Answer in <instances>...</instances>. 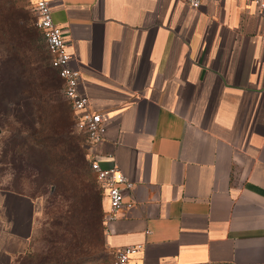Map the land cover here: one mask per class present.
Instances as JSON below:
<instances>
[{
    "label": "crops",
    "instance_id": "0c3cea01",
    "mask_svg": "<svg viewBox=\"0 0 264 264\" xmlns=\"http://www.w3.org/2000/svg\"><path fill=\"white\" fill-rule=\"evenodd\" d=\"M89 148L131 188L104 221L130 264H264V17L244 0H57ZM35 202L0 192V264L32 248ZM104 216L109 203L102 200Z\"/></svg>",
    "mask_w": 264,
    "mask_h": 264
},
{
    "label": "rangeland",
    "instance_id": "374dc122",
    "mask_svg": "<svg viewBox=\"0 0 264 264\" xmlns=\"http://www.w3.org/2000/svg\"><path fill=\"white\" fill-rule=\"evenodd\" d=\"M11 1L14 4L7 3L2 12V21L7 24L8 35L5 33V36L2 37L0 33V62L1 58L4 57L3 40L12 41L16 36L20 35L21 39H24L31 47L30 56L32 60H38L37 56L42 60L39 61L41 71L37 72L41 76V82L46 87L53 86L57 88V85L61 83L60 78L50 65L49 54L46 51L44 41L34 27L32 15L21 4L14 2V0ZM21 13L25 17L23 25H21L22 21L19 17ZM18 67L16 60L13 61L12 59L8 60L5 65L0 64V77L6 79V91L11 98L17 95L19 89L28 90L32 87L31 82L27 78L28 76L22 77L20 72H18ZM13 68L17 70V73H12ZM18 79L21 80L18 81ZM1 80L2 78H0V85L3 84ZM53 99L55 100L56 109H52L51 112L50 110L45 112L43 115L44 122L49 130L50 123L58 132L64 131L68 125L71 126V133L78 139L81 154L83 157L85 156L88 162L86 169L80 172L82 186L78 185L74 191L69 190L66 200H59L58 198L52 206L51 192L54 188H50L48 185L41 186L42 178L33 169L37 168V164L42 163V156L33 152L28 153L27 151L25 157L21 156L20 153L11 157L10 152L3 149L4 143L10 140L8 138L10 137V131L0 127V192L12 191L33 198L36 207L34 234L32 248L30 249L34 255L41 253V257H44L49 250L47 249L49 247L47 242L50 240L48 233H51L50 224L51 219L54 217L55 207H60L64 211L74 207L75 216L72 230L67 236L61 237L60 244L55 246V250L47 253L48 255H54L52 260L47 259V264L56 262L60 264H113V254L104 247V217L100 208L97 209L103 194L102 186L97 179L96 173L92 170L91 158L82 138L79 137L81 135L74 131L69 110L67 109L68 105L62 94V86H60L59 90H56ZM12 126L15 127L14 125ZM35 127L36 129L39 128L36 124ZM28 149L29 147L27 146L26 150ZM73 184L76 185L77 182ZM85 206L89 208L90 212L84 210ZM33 264L40 263L34 261Z\"/></svg>",
    "mask_w": 264,
    "mask_h": 264
},
{
    "label": "trees",
    "instance_id": "16d2710c",
    "mask_svg": "<svg viewBox=\"0 0 264 264\" xmlns=\"http://www.w3.org/2000/svg\"><path fill=\"white\" fill-rule=\"evenodd\" d=\"M15 1L21 4L25 10L32 15L31 11L27 9L24 3L19 0H14V2ZM9 2L11 5L14 4L11 0H0V33L2 37L5 36V33L8 35L7 24L2 21V12L5 9L6 4H9ZM19 15L20 20L22 21L21 25H23L25 17L22 13ZM32 18L34 20L33 15ZM2 46L4 57L1 58L0 64L5 65L10 59L13 61L16 60L17 65L19 66L18 72H20L22 77L27 75L28 80L32 84L31 89H19L17 95L14 98H11L6 91V79L0 77L2 78L1 81L3 83L0 85V127L10 131V137H8L10 140L4 143L3 149L10 152L11 157L12 155L19 153L21 156L25 157L27 151L28 153L33 152L36 155L42 156V163L37 164V168L33 169L42 178L41 186L48 185L50 188H54L51 192L53 199L51 205L53 206L58 198L59 200H66L69 190L74 191L78 185L82 186L80 172L81 170L86 169L88 162L85 156L83 157L81 154L78 139L71 133V126L68 125L64 131L58 132L50 123L49 130L44 122L43 115L45 112L48 110L51 112L52 109H56L53 97L56 94V90H59L60 86H62V83H60V85L58 84L57 88H55L53 86L46 87L45 84L41 82V76L38 73L41 71L39 61L42 60L38 56V60H32L30 56L32 51L31 47L24 39H21L20 35L16 36L12 41L3 40ZM12 70V73H17V70L14 68ZM19 80L21 79H18V81ZM67 105L71 122L74 125L71 108L68 103ZM35 124L39 128L36 129ZM46 128L48 129L46 130ZM79 137L82 138L85 146V138L82 137V135ZM27 146L29 147L28 150H26ZM75 182H77L76 185L73 184ZM10 192L22 195L16 192ZM22 196L33 200L30 196ZM103 197L104 192L101 195L97 209L100 208L101 214L104 217L102 210ZM84 210L90 212L87 206H85ZM53 216L50 224L51 233H48L50 240L47 242L49 245L47 248L49 249V253L51 250L56 249V245L60 244L61 237L67 236V234L71 232L75 216L74 207L65 211L61 210L60 207H55ZM47 253L44 257H41V253L34 255L30 251L23 255L20 264H33L34 261H38L40 264H47V259L52 260L54 258V255H48ZM54 264L60 263L56 262Z\"/></svg>",
    "mask_w": 264,
    "mask_h": 264
},
{
    "label": "built area",
    "instance_id": "2783aa9c",
    "mask_svg": "<svg viewBox=\"0 0 264 264\" xmlns=\"http://www.w3.org/2000/svg\"><path fill=\"white\" fill-rule=\"evenodd\" d=\"M29 9L34 17V27L41 34L45 48L50 55V65L58 73L62 83V94L69 104L74 120V131L85 138L87 150L104 140L105 118L93 112L85 95L78 91L79 73L70 68V55L66 54L65 30L53 21V5L57 0H19ZM190 9L196 10L205 1L220 3L222 0H180ZM252 5L260 16L264 17V0H244ZM91 158V157H90ZM92 170L96 173L104 195L109 203V211L104 221L111 220L115 214L129 205L123 202V190L131 188L130 183L114 167L102 169L91 159ZM138 248L129 247L113 254V264H130V257Z\"/></svg>",
    "mask_w": 264,
    "mask_h": 264
}]
</instances>
